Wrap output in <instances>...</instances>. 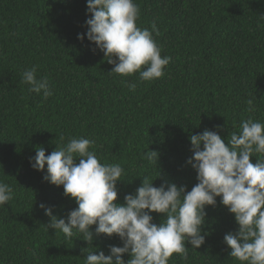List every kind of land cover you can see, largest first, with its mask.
<instances>
[{
  "label": "trees",
  "instance_id": "1",
  "mask_svg": "<svg viewBox=\"0 0 264 264\" xmlns=\"http://www.w3.org/2000/svg\"><path fill=\"white\" fill-rule=\"evenodd\" d=\"M134 2L140 7L137 26L150 28L155 20L159 35L153 38L161 55L172 58L151 82H141L139 73L109 72L113 65L103 53L91 51L86 37L77 39L90 16L86 0H0V181L14 191L0 207V264H85L88 252L107 255L109 244L121 246L115 235L94 236L89 245L79 233L66 238L46 229L49 217L40 203L55 206L58 218L77 205L62 185L42 179L46 165L44 171L30 166L36 147L49 155L69 138L94 139L90 150L100 161L125 170L127 178L117 183L122 203L144 175H158L157 187L173 182L190 190L197 183L186 163L193 154L190 135L219 125L227 143L247 116L264 123V0ZM34 65L37 78L47 77L53 89L47 100L21 83L23 70ZM248 99L253 113L246 111ZM145 150L158 152L157 167L141 159ZM216 199L205 208V244L186 245L187 260L173 253L168 264H240L223 241L238 226ZM152 215L154 223L163 221V214Z\"/></svg>",
  "mask_w": 264,
  "mask_h": 264
},
{
  "label": "clouds",
  "instance_id": "2",
  "mask_svg": "<svg viewBox=\"0 0 264 264\" xmlns=\"http://www.w3.org/2000/svg\"><path fill=\"white\" fill-rule=\"evenodd\" d=\"M85 37L111 65L109 71L121 77L139 73L141 82L162 77L172 60L161 55V47L153 38L159 35L156 21L150 28L137 26L140 7L134 0H86ZM37 67L21 73V83L28 91L47 100L53 95L47 77L37 78ZM136 83L128 84L135 91ZM246 111L253 113V99L246 101ZM205 129L190 135L192 156L187 158L196 172L197 183L190 190L173 182L154 186L156 177H142L134 192L126 193L117 202V183L126 177L119 163H102L94 151L95 140L72 137L45 155L43 147H36L29 158L30 166L46 172L42 176L56 186H63V194L74 199L76 207L66 217L53 214L55 206L40 203L49 217L46 229L61 231L66 238L76 233L92 245L94 236L101 234L121 241V246L109 244L104 250L90 251L85 264H168L173 253L187 260L188 246L198 249L206 242V206L219 203L233 214L235 231L223 235L230 251L228 255L240 264H264V123L251 115L240 121L238 130L225 142L218 130ZM228 137V136H227ZM61 141L64 137L61 135ZM202 145V147H201ZM256 157L253 163L250 157ZM79 158V162L76 159ZM141 159L157 167L158 152L145 150ZM14 197L12 186L0 181V207ZM152 213L163 214V221L153 222ZM67 221V222H66ZM95 225L94 230L92 226ZM128 254L129 259L123 258Z\"/></svg>",
  "mask_w": 264,
  "mask_h": 264
}]
</instances>
